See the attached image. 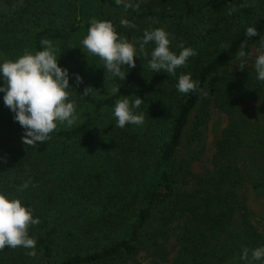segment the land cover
<instances>
[{
    "label": "trees",
    "instance_id": "obj_1",
    "mask_svg": "<svg viewBox=\"0 0 264 264\" xmlns=\"http://www.w3.org/2000/svg\"><path fill=\"white\" fill-rule=\"evenodd\" d=\"M18 2L0 0V61L41 50L46 39L80 42L93 18L111 21L129 41L166 28L173 50L183 42L196 54L175 76L154 73L149 43L147 58L141 53L134 68L122 67L123 81L107 79L103 61L88 54L82 87L94 96L78 99L73 126L59 125L31 146L14 113L4 114L0 93V190L40 219L28 229L35 255L5 246L0 264H167L174 251L171 264H247L242 250L264 246V209L250 198L264 199V81L254 57L240 69L236 55L242 42L255 52L264 38V0H132L138 7L128 9L116 0H23L14 9ZM122 18L135 28L121 26ZM249 26L258 36H245ZM187 73L199 87L182 94L176 83ZM116 86L121 94L112 95ZM122 95L142 98L143 125L115 127ZM251 105L249 119L244 107ZM212 109L228 123L214 130L211 170L194 174Z\"/></svg>",
    "mask_w": 264,
    "mask_h": 264
},
{
    "label": "clouds",
    "instance_id": "obj_2",
    "mask_svg": "<svg viewBox=\"0 0 264 264\" xmlns=\"http://www.w3.org/2000/svg\"><path fill=\"white\" fill-rule=\"evenodd\" d=\"M116 3L123 4L125 9L138 7L132 0H116ZM120 25L135 28L132 21L124 18L120 20ZM245 36H258L255 26L247 27ZM175 39V35L166 28L157 27L145 29L141 38L129 41L120 36L111 21L93 18L79 47L83 51L86 49L87 52H84L87 55L97 56L103 61L107 79L123 81L127 73L122 71V67L134 68L135 58H141V53L147 58L149 54L145 47L149 43H152L154 48L150 59L147 60L148 69L154 73L165 72L175 76L176 69L185 66L189 58L196 54L193 48L185 47L183 42L177 45L179 52L173 50ZM41 43V50H26L15 60L0 61V81H3L0 84V93H3V102L14 113V120L24 129L22 142L30 146L48 141L59 125L71 127L78 120L76 102L70 99L71 90L75 87L69 83V69L60 66L57 47L53 41L46 39ZM246 45L247 41L241 43L236 62L240 69H245L249 59L254 57L256 79L264 81V38L258 41L255 52L246 51ZM74 75L78 86L83 82V78L79 74ZM198 87L199 81L193 80L190 73L178 77V92L188 94L198 90ZM96 91L87 86L79 97L82 100L89 95L93 97ZM118 93L120 87L111 89L112 95ZM129 97L122 95V98L115 102L112 110L116 120L115 127L140 126L144 123V114L140 110L142 98L135 95L136 98L130 100ZM29 185L30 181H25L19 191L27 189ZM39 223V217L34 216V209L25 205L21 198L0 190V250L5 246H20L32 249L29 255L34 256L36 241L29 235L28 229L31 225ZM240 259L247 261V264H264V246L251 250L244 248Z\"/></svg>",
    "mask_w": 264,
    "mask_h": 264
},
{
    "label": "rangeland",
    "instance_id": "obj_3",
    "mask_svg": "<svg viewBox=\"0 0 264 264\" xmlns=\"http://www.w3.org/2000/svg\"><path fill=\"white\" fill-rule=\"evenodd\" d=\"M23 3V0H19L17 4H15L14 9H16L18 6H20ZM4 9H8V7L4 6ZM13 9V10H14ZM82 39H80L81 41ZM80 46V42L73 43L71 46H56L57 47V56L59 57V64L61 67H65L69 69V74H70V80L69 83L75 87V89L71 90V96L70 99L76 102V112H81V103L82 100L78 103V97L83 93V87L82 83L79 84L78 86L75 83V75L74 74H79L80 76L82 74H86V69L83 68L84 64L86 63V57L87 54L85 53L86 50H82ZM60 55V56H59ZM82 77V76H81ZM244 111L249 119H252L254 117V107L251 106H245ZM3 112L4 114L7 113H13L8 107L3 104ZM197 115V111L194 112L192 116V121L194 120V117ZM227 116L220 114L217 110L212 109L211 110V117L209 120V123L204 127L203 131V137H204V142L206 144V151L204 154L201 156L200 161H197L193 164L192 166V171L194 174H204L207 170H211L212 168V158L214 154V148H213V143L215 140V133L214 130L217 128L219 132H221L223 129L226 128L227 126ZM193 126V123L190 124V128ZM251 203L252 206L256 210H263L264 209V199H259L255 198L254 196H251ZM175 245V239L172 240V246ZM176 255V251L173 252L172 258ZM172 258L169 263H172ZM141 261H143L141 259Z\"/></svg>",
    "mask_w": 264,
    "mask_h": 264
}]
</instances>
